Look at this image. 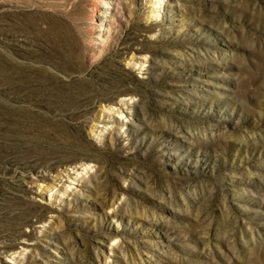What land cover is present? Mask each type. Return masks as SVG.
Masks as SVG:
<instances>
[{
  "label": "rangeland",
  "instance_id": "obj_1",
  "mask_svg": "<svg viewBox=\"0 0 264 264\" xmlns=\"http://www.w3.org/2000/svg\"><path fill=\"white\" fill-rule=\"evenodd\" d=\"M0 264H264V0H0Z\"/></svg>",
  "mask_w": 264,
  "mask_h": 264
}]
</instances>
